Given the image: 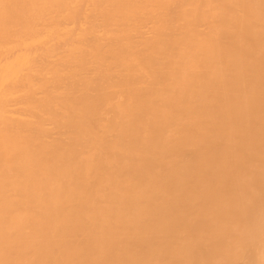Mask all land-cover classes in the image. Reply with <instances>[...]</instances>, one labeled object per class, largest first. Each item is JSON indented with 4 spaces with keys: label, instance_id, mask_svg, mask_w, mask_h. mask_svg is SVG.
I'll return each instance as SVG.
<instances>
[{
    "label": "bare ground",
    "instance_id": "obj_1",
    "mask_svg": "<svg viewBox=\"0 0 264 264\" xmlns=\"http://www.w3.org/2000/svg\"><path fill=\"white\" fill-rule=\"evenodd\" d=\"M0 264H264V0H0Z\"/></svg>",
    "mask_w": 264,
    "mask_h": 264
}]
</instances>
